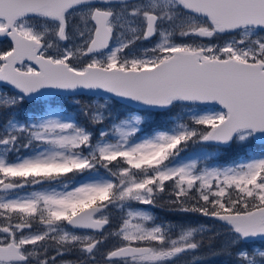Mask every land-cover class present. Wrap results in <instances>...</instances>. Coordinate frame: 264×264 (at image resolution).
<instances>
[{
	"label": "snow or ice",
	"instance_id": "1",
	"mask_svg": "<svg viewBox=\"0 0 264 264\" xmlns=\"http://www.w3.org/2000/svg\"><path fill=\"white\" fill-rule=\"evenodd\" d=\"M5 41L0 264H264V0H0Z\"/></svg>",
	"mask_w": 264,
	"mask_h": 264
},
{
	"label": "trees",
	"instance_id": "2",
	"mask_svg": "<svg viewBox=\"0 0 264 264\" xmlns=\"http://www.w3.org/2000/svg\"><path fill=\"white\" fill-rule=\"evenodd\" d=\"M223 39H227V37H222L220 38V42L223 41ZM215 42V41H214ZM91 97L93 96H89V95H70V96H65L62 97L64 99H73V100H79L80 102H83L84 100H88L91 99ZM59 98V97H58ZM110 105L113 106V108H116L117 110V114H125V113H129V109H133L127 105H122L119 104L113 100H109ZM66 111H69L70 113H72L74 116L77 115L80 111V108L83 104L78 105L76 103H63L60 104ZM31 109H32V105L31 102L26 103L24 106H22L21 108L15 110V114L19 117H23L25 115H30L31 114ZM7 114H5L6 116ZM5 116H0V123L3 122V119L5 118ZM81 118V117H80ZM83 119V118H81ZM191 151V149H190ZM259 151H264V144H261L260 142H252L250 145L247 146V148H245L240 155L243 156L245 152H259ZM155 214L159 216L160 219H166V220H170L173 222L176 221H184V222H191L193 224H200L203 223L209 227L212 226H217L218 227V222L211 220L209 218L200 216L199 214H195V213H190V214H171L168 213L166 211H161L159 209L155 210ZM251 246L252 248H259L261 249V246L264 245V241L262 240H255V241H251ZM183 264H195V262L192 260L191 257H185ZM210 264H227V258H216L210 261Z\"/></svg>",
	"mask_w": 264,
	"mask_h": 264
},
{
	"label": "rangeland",
	"instance_id": "3",
	"mask_svg": "<svg viewBox=\"0 0 264 264\" xmlns=\"http://www.w3.org/2000/svg\"><path fill=\"white\" fill-rule=\"evenodd\" d=\"M151 42H141L140 44H138L136 46V50L139 51L141 50L143 47H146V46H149ZM62 97H65V96H61L59 98H56L58 100V102L60 104H63V103H75L76 100H71V99H64ZM88 102H92L93 104H100V103H105V100L103 99V96H93L91 97V99H88V100H84L83 102H80L79 105L81 104H85V103H88ZM108 103L110 104V102L108 101ZM65 110V109H64ZM66 111V110H65ZM111 111H112V114L113 115H117V110L116 108H113V106L111 105ZM69 112V111H67ZM129 113H125L124 115H128ZM81 118H83V116H81ZM145 208H148L149 206H143ZM253 249H259V248H253Z\"/></svg>",
	"mask_w": 264,
	"mask_h": 264
},
{
	"label": "water",
	"instance_id": "4",
	"mask_svg": "<svg viewBox=\"0 0 264 264\" xmlns=\"http://www.w3.org/2000/svg\"><path fill=\"white\" fill-rule=\"evenodd\" d=\"M50 91H57V90H50ZM79 94H82V95H89V96H103V94H95V90H77V92H75L74 94H66L64 96H70V95H79ZM133 109H135V105H127ZM254 142H260V141H254ZM255 240H260L259 238H254L253 241Z\"/></svg>",
	"mask_w": 264,
	"mask_h": 264
},
{
	"label": "flooded vegetation",
	"instance_id": "5",
	"mask_svg": "<svg viewBox=\"0 0 264 264\" xmlns=\"http://www.w3.org/2000/svg\"><path fill=\"white\" fill-rule=\"evenodd\" d=\"M6 41L5 42H0V46H6Z\"/></svg>",
	"mask_w": 264,
	"mask_h": 264
}]
</instances>
